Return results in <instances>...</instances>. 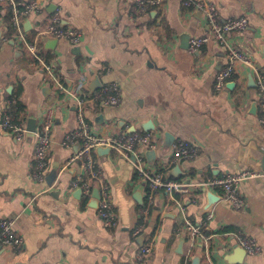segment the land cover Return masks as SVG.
I'll return each mask as SVG.
<instances>
[{"label":"crops","instance_id":"crops-1","mask_svg":"<svg viewBox=\"0 0 264 264\" xmlns=\"http://www.w3.org/2000/svg\"><path fill=\"white\" fill-rule=\"evenodd\" d=\"M39 1L42 11L28 16L23 29L59 77L87 98L84 117L92 129L108 137L150 132L148 149L154 147L156 157L149 160L148 149H143L148 167L189 183V189L180 195L184 210L165 191H155L149 205L148 188L134 160L113 149L96 150L118 218L116 227H107L92 199L73 187L86 177L80 162H69L80 141L65 144L80 126L75 98L58 91L43 67L10 38L0 47V121L15 111L26 126L36 118L39 128L51 112L53 127L49 169L42 182L33 177L35 131L17 139L0 127V220L14 221L23 239L20 250L0 245V264H183L191 248L190 234L183 228L187 217L210 236L207 243L198 241L189 264L197 256L201 264H264V176L241 183L247 201L242 210L222 200L219 189L201 184L229 172L264 171V125L252 67L237 61L227 87H215L231 48L264 70V0H207L217 5L221 21L247 17L249 25L229 32L225 44L212 40L197 53H190V39L209 28L204 14L185 7L183 0H161L147 11L137 0ZM55 15L82 31L80 44L52 38L47 28ZM9 36L4 17L0 42ZM112 82L120 85L119 105L90 100ZM150 125L154 129L146 131ZM168 133L173 137L170 145ZM178 141L195 146L196 156L176 160ZM55 168L57 178L50 185L47 176ZM90 180L98 188L99 181ZM145 207L149 215L143 239L144 233L136 236L134 231ZM236 233L255 238L260 252L246 253ZM146 237L155 243L142 262L137 251Z\"/></svg>","mask_w":264,"mask_h":264},{"label":"built area","instance_id":"built-area-1","mask_svg":"<svg viewBox=\"0 0 264 264\" xmlns=\"http://www.w3.org/2000/svg\"><path fill=\"white\" fill-rule=\"evenodd\" d=\"M161 0H137L142 11H147L149 5H158ZM183 5L190 9L200 10L206 19L208 25V33L200 36H195L190 39V53H197L201 48L207 45L212 40L219 44L227 42V34L232 31H243L248 25L247 17L230 18L221 21L219 10L214 2L207 0H183ZM10 7L12 11L11 23L14 31L9 37H5L0 42V47L3 42L14 39L24 49H26L35 62L43 67L47 75H49L57 85V90L62 93H67L73 96L76 100L78 119L80 126L71 131L65 141L66 145H71L80 141V149L75 152L69 159V162H80L85 171L86 177H80L73 182V187L82 189V193L88 198L93 199L94 185L90 179L98 180L99 197L97 198V211L99 216L104 221L107 227H116L118 225L117 214L114 210L111 189L108 183L104 180L103 171L99 167L95 151L98 147H109L118 151L124 157L132 158L136 165V172L141 177L148 188L147 202L149 205L154 202L155 191H165L169 193L172 199L179 203L182 210L185 205L180 200V195L189 189V183L184 181L170 179L160 171L152 170L148 167L143 149H148L151 146L152 134L150 132H130L119 136L108 137L97 134L84 117V105L87 98L72 90L66 82L56 73L53 64L48 61L39 52L35 43H33L26 35L23 29V21L32 13L42 11V5L39 0H0V19L4 18L6 9ZM48 33L56 38H64L73 44H80L83 41V33L77 28L68 27L62 24V20L58 15H55L47 28ZM242 61L249 67H252L257 79V89L259 94V106L261 107L260 122L264 125V70L255 67L248 55L239 51L236 48H231L228 53V62L223 66L217 74L215 87L220 90L227 87V83L232 78L236 62ZM121 89L117 82H112L103 85L100 92L92 94L91 101H102L106 105H119L121 102ZM0 127L9 130L17 139H23L24 135L29 132L25 121H23L15 111L6 112L3 120L0 121ZM53 127V115L48 113L42 124L35 131L37 137L35 147V164L33 177L37 181H45L49 169L48 154L52 144L51 131ZM154 148V147H152ZM151 149V148H150ZM198 149L185 141L176 143L175 159H191L196 156ZM264 176L263 170L245 169L238 172H229L220 176L208 177L201 184L206 188H217L222 193V200L230 204L235 210H242L247 206V201L243 196L240 185L243 181ZM141 216L143 221L136 227L134 234L136 236L145 232V219L149 215L148 207L142 208ZM212 217V213L208 215V219ZM191 237V248L183 264H189V258L193 253L194 247L198 241L207 243L210 236L205 233L201 225H196L190 218H185L183 227ZM180 233V229H178ZM238 243L245 249L248 254H257L261 250L258 241L248 235L236 233ZM154 239L146 237L145 242L140 245L137 251V259L146 262L154 247ZM0 245L13 246L15 250H20L23 245V239L17 235L14 228V221L10 219L0 220Z\"/></svg>","mask_w":264,"mask_h":264},{"label":"water","instance_id":"water-1","mask_svg":"<svg viewBox=\"0 0 264 264\" xmlns=\"http://www.w3.org/2000/svg\"><path fill=\"white\" fill-rule=\"evenodd\" d=\"M51 36H46L44 39H50ZM56 40H58V38L56 37H52ZM15 43V40L13 41ZM253 79V78H252ZM96 81L101 85V81L99 80V78H96ZM228 87H233V84L230 83L228 85ZM27 128L29 131H36L37 130V119L36 118H30L29 121H28V125H27ZM154 129L151 125L150 126H145V130L146 131H149V130H152ZM171 134L168 133L166 136L168 137V140H169V137H170V141H167V144L170 145L171 144V140L173 142V137L170 136ZM80 146V144H79ZM98 151H101V152H110L111 149L109 147H98L97 148ZM147 155H148V158L149 160H153L155 157H156V150L154 148H151V149H148L147 151ZM263 165H264V151H263ZM57 169H53L47 176V180L49 182L50 185L53 184V182L56 180L57 178ZM79 195H82V189H78V192H77ZM93 196H94V199H92V203H93V206H97V198L99 197V189L98 188H94L93 190ZM146 236V233H144L141 237L144 239V237ZM183 243H184V240L182 241L181 245H182V248H183ZM241 247V246H240ZM242 248V247H241ZM244 249V248H243ZM245 251V249H244ZM184 251L181 250L180 253H183ZM192 264H201V257L200 256H197L195 257L193 260H192Z\"/></svg>","mask_w":264,"mask_h":264},{"label":"trees","instance_id":"trees-1","mask_svg":"<svg viewBox=\"0 0 264 264\" xmlns=\"http://www.w3.org/2000/svg\"><path fill=\"white\" fill-rule=\"evenodd\" d=\"M11 15H12V11H11V9H10V7H8L7 9H6V12H5V14H4V16H5V19H6V21L9 23V34H12L13 33V31H14V27H13V25H12V23H11ZM30 39V38H29ZM31 40V39H30ZM33 43H35L33 40H31Z\"/></svg>","mask_w":264,"mask_h":264}]
</instances>
